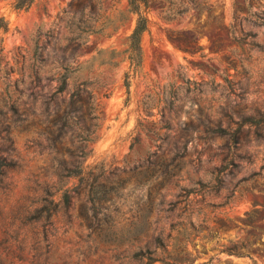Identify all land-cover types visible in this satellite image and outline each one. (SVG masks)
Returning a JSON list of instances; mask_svg holds the SVG:
<instances>
[{
  "label": "rangeland",
  "instance_id": "374dc122",
  "mask_svg": "<svg viewBox=\"0 0 264 264\" xmlns=\"http://www.w3.org/2000/svg\"><path fill=\"white\" fill-rule=\"evenodd\" d=\"M185 1L153 0L132 71L127 0H0V264H264V0ZM85 144L88 179L122 193L111 234L73 199L42 241L20 206Z\"/></svg>",
  "mask_w": 264,
  "mask_h": 264
},
{
  "label": "trees",
  "instance_id": "16d2710c",
  "mask_svg": "<svg viewBox=\"0 0 264 264\" xmlns=\"http://www.w3.org/2000/svg\"><path fill=\"white\" fill-rule=\"evenodd\" d=\"M33 1L34 0H14V8L26 9ZM198 3V0H186L178 8L180 10L177 11V14L185 13L191 8H196ZM152 4L153 0H127V10L133 16L134 24L127 38L125 54L132 71L138 68L141 61L140 42L143 33L148 30L149 19L147 12ZM241 19L247 21L245 17ZM251 23L264 25V18L254 20ZM241 24L242 21L238 20L229 28V33L232 35V38H239L238 34L243 32ZM0 29L3 31L7 30V24L6 22H2V18H0ZM245 35H251V33H245ZM2 51L3 48L0 43V62L3 59ZM126 77H128V74H126ZM62 87L63 86H60V89H62ZM124 87L126 88V93H128L129 84L127 79L124 81ZM245 121H250L256 125L259 123V121L254 118H246ZM217 132L219 135H229V137L232 138L235 137V133H229L224 128H218ZM86 147V144L79 147L77 154L72 155L73 158L69 162L60 161L58 166L59 170L56 172L57 180L52 184L44 183L43 186L40 185L39 194L33 199H25H29V203L20 206L22 209L20 224L24 225L25 222L31 225L38 224V228H41L40 234L38 235L41 236L42 241L47 239L48 233L52 228L50 227L48 230V226L55 224V220L58 216H66L68 222L72 220L71 209H73V199H78L80 201L75 218H81L85 221L87 228L91 231L89 234H94L100 238V240L111 234L109 233V224L114 218L106 213L100 216L99 213L102 207H105V203L114 202L113 196L119 198L122 196V193L119 192L117 188L107 187L105 183L98 182L96 179H92L91 181L88 179V166H84L83 164L84 157L86 156ZM8 165L9 164L6 163L4 159H0V182L2 176H4L7 171ZM71 179H74L75 182L68 185ZM10 213L12 212L6 211L5 204H1L0 202V218ZM79 225H81V222ZM137 239L138 232H135L131 241ZM152 243L155 250L165 247L164 240L160 233L153 236ZM142 250L143 249L140 248L136 251L134 257L139 256L138 259L141 260L144 256Z\"/></svg>",
  "mask_w": 264,
  "mask_h": 264
}]
</instances>
